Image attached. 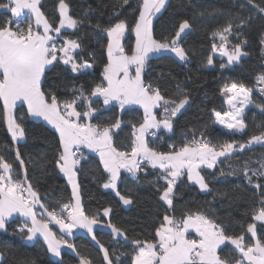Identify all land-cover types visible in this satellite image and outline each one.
I'll use <instances>...</instances> for the list:
<instances>
[{"label": "snow or ice", "instance_id": "obj_1", "mask_svg": "<svg viewBox=\"0 0 264 264\" xmlns=\"http://www.w3.org/2000/svg\"><path fill=\"white\" fill-rule=\"evenodd\" d=\"M124 6L132 9L129 15H124L127 11ZM168 6L169 0H136L135 7L130 0H122L114 5L107 24L88 26L98 41H104L99 83L87 87L73 83L69 88L65 82L45 91L48 73L60 65L64 66L60 69L63 81L80 80L95 67V53L86 51L83 40L77 35L84 29L87 12L91 9L85 10V19H77L70 14L69 3L59 0L56 7L58 22H55L41 10V0L0 2V10L10 13L9 19L0 21V124L11 138L9 151L15 152V162H18H10L0 154V232L9 234L10 223H16L18 227L12 236L20 235L25 242L42 237L53 257L60 258L62 249H70L78 257V264L96 262L67 239L73 236L74 229L86 230L99 246V252L103 254L99 264H122L120 255L130 256L129 264H264V236L258 235L255 223L264 224V183L260 182L264 181V154L255 160L251 157L244 160L242 166L230 164L227 173L223 169L219 171L220 177L237 176L242 172L246 183L258 193V206L252 208L253 222L246 228L241 225L237 233L210 210L211 204L209 210L203 206H188L176 215V188L183 177L186 176L187 182L197 186L201 193L209 194L212 189L208 176L215 177V171L204 172L205 169L215 170L218 164L256 145L264 147V122L257 125L256 134L243 139L248 129L246 109L253 105L254 92L264 96V74L256 76L254 87L235 80L225 83L219 91L225 97L227 110H211L209 119L227 134L239 135V139L213 143L195 127L190 129L191 139L187 138L186 132L183 144L169 145L170 151L153 148L146 139L148 136L159 138L160 130L174 133L175 120L190 105V96L182 88L178 86L182 98L166 97L159 83L147 76L150 54L171 53L179 61L189 63V50L182 46L183 38L192 30L188 19H182L174 26L169 36L162 39L154 36L155 21ZM240 7L252 11L247 16H231L211 33L207 67H214L217 55L227 61L222 60L221 69L239 63L241 57L248 55L245 48L249 40L245 30L257 18L264 22V4L242 0ZM25 10L30 19H25ZM261 27L264 28V23ZM67 29L76 31L69 33ZM128 37H134V43L128 45L131 54L123 43ZM258 40L264 57V31L260 32ZM133 67L135 73L131 75ZM18 102L21 107L26 105L22 116L14 112ZM100 104L103 109L94 107ZM117 106L122 113L130 106L143 110L142 120L130 124L129 143L123 148L116 142L124 130L121 116L108 123L88 122L99 120L105 111ZM157 108H163L159 118L154 111ZM260 113L264 115V106H260ZM26 121L33 125V139L51 140L54 153L38 166L45 172L51 166L66 180L71 189L67 201L60 199L52 203L40 195L39 187L33 183L28 165L35 166L37 162L25 160L20 151L21 142L26 143L29 138ZM197 132H200L199 138ZM84 149L98 157L96 173L100 177L97 181L100 187L115 193L126 207L133 205L134 197L120 190L122 171L137 182L141 173L145 177H154L149 183L156 190L157 208L163 210L162 215H157L159 223L154 225V235L130 238L125 229L110 219L103 223L100 217L84 211L79 180L82 161L89 159ZM253 163L259 166L252 167ZM215 199L214 195L213 201ZM102 211L103 217L109 218L113 209L109 206ZM17 216L23 218L22 221L17 220ZM51 225L58 226L65 235L57 236ZM97 225L110 229L116 244L130 246L131 253L122 252L114 260V253L97 239ZM0 264H35V261H29L15 251L11 242L3 241L0 242Z\"/></svg>", "mask_w": 264, "mask_h": 264}, {"label": "trees", "instance_id": "obj_2", "mask_svg": "<svg viewBox=\"0 0 264 264\" xmlns=\"http://www.w3.org/2000/svg\"><path fill=\"white\" fill-rule=\"evenodd\" d=\"M7 2V0H0ZM59 0H41V10L46 14L49 20L58 22V13L56 7ZM70 5V14L77 19H85V10L87 12L84 29L77 32L85 44V49L95 53V67L90 69L89 74L82 76L77 81H63L62 72L63 65L58 69L51 71L47 76L48 87L45 91L59 87L62 83H67L71 88L75 83L77 86L84 84L86 87L92 83H99V74L102 69V64L99 63L101 53L103 52L104 41H98L95 35L88 30L89 24L101 23L107 24L109 15L113 11V6L117 3H122V0H66ZM242 0H169V6L166 11H163L158 20L155 21L154 36L157 39H162L169 36L173 32L174 26H177L182 19H188L192 24V30L182 40V46L189 50V63L185 64L178 60L171 53H164L153 56L149 59V70L147 76L158 82L163 94L166 97L182 98L179 88H182L184 93L190 96V105L186 110H182L183 114L179 115L175 120L174 133L159 132L158 137L150 138V146L161 151H170L168 147L171 144L180 146L185 140V133H188L187 138L191 139L190 129L197 128L203 131L208 139L213 143H223L232 139H239L227 134L226 131L219 128L209 119L211 110L226 111L225 97L220 95V88L225 83H230L233 80L243 82L249 87H254L255 78L260 74H264V57L261 56L260 44L258 36L264 28L261 27L262 22L257 18L252 26L245 30V37L249 40L245 51L248 55L241 57L240 62L231 67L221 69V59L215 57L214 67L209 68L207 64V56L211 51L210 36L217 28L222 27L227 20L236 14L249 15L252 11L250 8H241ZM258 4H264V0H256ZM132 7H135L136 0H130ZM127 8L124 15H129L132 11ZM120 11V8H116ZM10 18V13L5 14L0 10V21ZM26 19V17H25ZM27 20V19H26ZM16 27L15 24L12 25ZM26 27V24H25ZM76 30L67 31L72 33ZM72 38H76L73 36ZM126 51L131 54L128 45L134 43V37H128L123 41ZM193 50L195 54H193ZM106 59V57H105ZM224 62V61H223ZM225 63V62H224ZM70 95V93H68ZM260 106H264V97L254 92L253 105L246 109L248 125L247 135L243 137L247 140L251 135L258 132L257 125L264 122V115L260 113ZM103 109V105H94ZM163 108L157 110V115L162 114ZM26 112L25 107L19 105L15 114L22 116ZM121 116L124 121V130L119 133L116 142L123 148L129 143L131 135L130 124L137 120H142L143 111L139 108L130 107L123 113L119 107L111 108L105 111L99 120H90L89 123H108L113 121L115 117ZM29 129V138L27 142H21L20 151L24 155L25 160L31 159L37 162L34 166L29 164V173L33 177L35 183L40 190L42 197H47L52 203L55 201L67 199L70 197L71 190L67 186V182L56 171H53L49 166L45 172L39 168L38 164L43 162L45 158L50 159L54 153L51 147V140L47 142L41 139H33V125L25 122ZM42 123V122H37ZM200 137V132H197V138ZM7 146V147H6ZM11 147V138L7 133L6 128L0 124V154L5 155L10 162H15V152L9 151ZM264 154V147L259 145L254 146L251 150H247L243 154H237L231 160H225L218 164L215 170H204V172L215 171V177L208 176L210 188L212 192L209 194L201 193L195 185L187 182L186 178H182V183H179L176 188V204L179 216L185 207H201L211 209L219 217L223 218L226 223L230 224L238 233L241 225L244 228L248 223H252L251 215L253 206H258V193L250 185H248L241 172L237 176L220 177L219 171L223 169L226 173L229 170V165L237 166L243 164V161L248 158H255ZM87 155V154H86ZM89 159L83 163V170L79 174V180L82 183V205L84 211L88 215H95L102 219L103 223L111 222L127 231L129 237L139 236L140 238L154 235V225L159 223L157 215H162V209L157 208V195L155 188L149 183L153 180V176L145 177L140 174V180L134 181L129 177V174L122 173L123 179L119 187L123 194H131L134 197L133 205L124 207L119 202L115 193L105 191L97 182L100 177L96 173V162L98 158L92 154L87 155ZM223 159V158H222ZM252 167H258L257 163H253ZM254 181L256 178H253ZM224 181V182H221ZM264 183V181H260ZM163 184V181H160ZM220 193H227L225 196H220ZM216 196L213 201V196ZM112 207L113 212L108 220L101 217L104 207ZM17 220L22 221L18 217ZM18 224L10 223L8 229L9 234L0 232V242L9 241L14 245L15 251L27 258L29 261H35V264H78V257L75 253L68 250L62 251V257L59 260L51 258L45 244L41 240H37L33 244H26L20 235L12 236L11 233L17 229ZM258 235L264 236V225H257ZM97 239L105 246H108L110 252L114 253L113 259L117 255L123 253H131L130 246L124 243L116 244L111 236V231L97 228L95 229ZM81 253L89 255V257L99 264L102 260V253L99 252V246L88 236L77 234L70 240ZM231 247V246H229ZM238 255V253H237ZM130 256L120 255L122 264H129Z\"/></svg>", "mask_w": 264, "mask_h": 264}, {"label": "crops", "instance_id": "obj_3", "mask_svg": "<svg viewBox=\"0 0 264 264\" xmlns=\"http://www.w3.org/2000/svg\"><path fill=\"white\" fill-rule=\"evenodd\" d=\"M24 16L26 17V19H30L31 17H30V14H28L27 13V11L25 10V14H24ZM73 29H67L66 31H72ZM160 54H164V53H159V54H150V58L151 57H153V56H156V55H160ZM216 58H218V59H221V60H223L225 63H227V61H226V58H221V57H219L218 55L216 56ZM231 67V66H230ZM89 71V70H88ZM134 73H135V67H133L132 69H131V72H130V74L131 75H134ZM264 97V96H263ZM20 105V103L18 102V104H17V107ZM251 106V105H250ZM249 106V107H250ZM25 107V109H26V105L24 106ZM130 107H135V108H137L138 106H130ZM139 108V107H138ZM140 109V108H139ZM159 108H157V109H155L154 111L155 112H157V110H158ZM16 110V109H15ZM15 110H14V112H15ZM226 110H227V105H226ZM162 114H163V111H162ZM89 122V121H88ZM219 128H221L222 130H224V131H226L225 129H223L220 125H217ZM160 132H164V133H167V134H169L170 132H167V131H165V130H160ZM154 138V137H153ZM147 141H148V143L150 142V137L148 136L147 137ZM83 152L85 153V154H87V155H90V154H92V155H94L95 156V154L94 153H89L88 152V150L87 149H84L83 150ZM98 158V157H97ZM205 170H207V169H205ZM122 173H126V172H123L122 171ZM128 174V173H127ZM183 178H186V176L185 177H183ZM197 187V186H196ZM198 188V187H197ZM71 190V189H70ZM105 190V189H104ZM105 191H110V192H112L111 190H105ZM113 193V192H112ZM123 205V204H122ZM124 206V205H123ZM125 207V206H124ZM128 207V206H127ZM18 217V216H17ZM101 217L103 218V219H105V220H108V218H104L103 217V212H102V214H101ZM19 219H23V218H20V217H18ZM256 223V225H264V224H261L260 222H255ZM51 227V229L55 232V234L57 235V236H62V235H65V234H63V233H61L60 231H59V228H58V226H56V225H51L50 226ZM97 228H102V229H105V230H108V231H110V229H106V228H103V227H101L100 225H97L96 227H95V229H97ZM77 234H82V235H86V236H88V237H90L89 235H88V233L86 232V230H83V229H74L73 230V236H75V235H77ZM194 235V234H193ZM250 235V234H249ZM73 236H71V237H67V239L70 241L71 240V238L73 237ZM91 238V237H90ZM37 240H41L43 243H44V240H43V238L42 237H39V236H37L35 239H34V241H32V242H25L26 244H33L34 242H36ZM45 244V243H44ZM45 246H46V248H47V245L45 244ZM63 250H68V251H70L71 252V250L70 249H62V251ZM50 254V256H51V258L52 259H54V260H59L60 258H58V257H53L52 255H51V253H49Z\"/></svg>", "mask_w": 264, "mask_h": 264}, {"label": "built area", "instance_id": "obj_4", "mask_svg": "<svg viewBox=\"0 0 264 264\" xmlns=\"http://www.w3.org/2000/svg\"><path fill=\"white\" fill-rule=\"evenodd\" d=\"M150 138H153L152 136H149ZM86 155V154H85ZM87 161V160H86ZM82 162H85V161H82Z\"/></svg>", "mask_w": 264, "mask_h": 264}, {"label": "rangeland", "instance_id": "obj_5", "mask_svg": "<svg viewBox=\"0 0 264 264\" xmlns=\"http://www.w3.org/2000/svg\"><path fill=\"white\" fill-rule=\"evenodd\" d=\"M138 108V107H137ZM142 110V109H141ZM143 111V110H142ZM160 132V131H159ZM146 139H147V137H146ZM148 140V139H147ZM126 207V206H125Z\"/></svg>", "mask_w": 264, "mask_h": 264}]
</instances>
